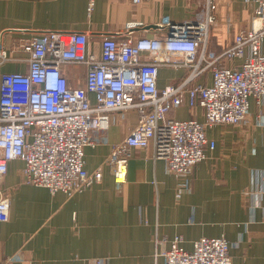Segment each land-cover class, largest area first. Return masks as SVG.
<instances>
[{
	"label": "crops",
	"instance_id": "1",
	"mask_svg": "<svg viewBox=\"0 0 264 264\" xmlns=\"http://www.w3.org/2000/svg\"><path fill=\"white\" fill-rule=\"evenodd\" d=\"M218 1L220 22L210 39L215 51L232 40L236 22L243 26L255 8L246 0ZM201 7L195 0H95L90 13L89 0H0V43L11 57L0 72H25L27 53L19 45L42 30L84 32L89 49L100 55L104 35L122 39L130 26L137 36L161 35L163 28L146 26H158L166 16L202 18ZM65 69L72 85H84L85 65ZM184 73L162 64L158 86L177 84ZM172 114L189 116L187 96ZM192 114L204 120L201 107ZM138 120L136 111L117 114L107 142L85 148L86 168L101 166L102 178L71 196L26 183L25 162H9L0 179V199L10 202L9 218L0 222V264H164L161 242L169 245L176 236L187 250L201 237L225 236L233 264H264V114L254 102L246 125L207 130L216 147L207 150V158L189 176L170 171L152 143L133 148L120 189L106 158L111 145L121 142Z\"/></svg>",
	"mask_w": 264,
	"mask_h": 264
},
{
	"label": "built area",
	"instance_id": "2",
	"mask_svg": "<svg viewBox=\"0 0 264 264\" xmlns=\"http://www.w3.org/2000/svg\"><path fill=\"white\" fill-rule=\"evenodd\" d=\"M246 1L255 6L252 26L235 31L220 51L210 47V28L220 22L218 0H207L202 18L164 17L161 35L137 36L133 26L122 39L104 35L100 55L89 49L84 32L42 30L25 40L19 48L27 53L28 69L0 72V179L11 160L21 159L28 184L70 196L90 188L103 170L86 168L85 148L107 142L114 116L131 111L138 113L137 125L111 145L106 158L116 187L126 182L132 149L150 143L170 171L189 176L216 147L208 129L246 125L252 101L264 114V0ZM94 2L89 0L90 13ZM8 60L0 43V66ZM70 64L86 66L84 85L70 83L65 69ZM162 64L182 68L185 75L160 88ZM186 96L189 116L172 114ZM197 107L203 121L192 114ZM183 185L190 189L189 181ZM9 208V199H0V222L8 220ZM181 241V236L166 246L159 241L164 264H233L225 236L201 237L192 250Z\"/></svg>",
	"mask_w": 264,
	"mask_h": 264
},
{
	"label": "rangeland",
	"instance_id": "3",
	"mask_svg": "<svg viewBox=\"0 0 264 264\" xmlns=\"http://www.w3.org/2000/svg\"><path fill=\"white\" fill-rule=\"evenodd\" d=\"M196 1V3H197V5H200L201 4V8L202 9H204V14H205V12H206V3H207V0H195ZM253 20H254V13H252V16H251V18H250V20H248V21H246L245 22V24H243V26L242 25H240V23L237 21L236 23H238V28H237V31L240 29V28H244V27H250V26H252V24H253ZM210 29H212V27L210 28Z\"/></svg>",
	"mask_w": 264,
	"mask_h": 264
},
{
	"label": "water",
	"instance_id": "4",
	"mask_svg": "<svg viewBox=\"0 0 264 264\" xmlns=\"http://www.w3.org/2000/svg\"><path fill=\"white\" fill-rule=\"evenodd\" d=\"M158 26L156 24H151V25H148L146 26L147 29H150V28H157Z\"/></svg>",
	"mask_w": 264,
	"mask_h": 264
}]
</instances>
